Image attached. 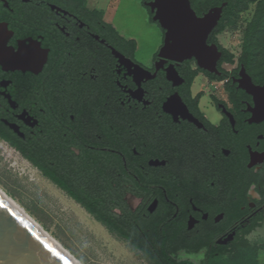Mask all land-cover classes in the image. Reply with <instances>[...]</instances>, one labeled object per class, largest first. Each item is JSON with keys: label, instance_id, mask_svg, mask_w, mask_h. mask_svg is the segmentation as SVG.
Instances as JSON below:
<instances>
[{"label": "flooded vegetation", "instance_id": "1", "mask_svg": "<svg viewBox=\"0 0 264 264\" xmlns=\"http://www.w3.org/2000/svg\"><path fill=\"white\" fill-rule=\"evenodd\" d=\"M106 23L74 0H0L22 63L0 61V142L87 211L127 204L136 223L181 241L231 243L262 199L256 183L247 189L264 168V120L252 121L254 98L240 87L245 65L210 73L160 57L163 43L145 63ZM200 75L224 96L211 92L203 106Z\"/></svg>", "mask_w": 264, "mask_h": 264}, {"label": "rangeland", "instance_id": "2", "mask_svg": "<svg viewBox=\"0 0 264 264\" xmlns=\"http://www.w3.org/2000/svg\"><path fill=\"white\" fill-rule=\"evenodd\" d=\"M87 1V5L91 8L96 7L98 2V0ZM116 23L122 28L131 27L141 30L144 38L142 53L149 56L158 41L161 28L157 23L148 21L146 11L136 0L121 1ZM225 26V30L218 36L219 42L234 55V63L227 64L226 68L232 69L236 66L240 57L248 51L251 55L252 69L257 71L263 69L264 0H243L240 8L226 21ZM222 86L223 84L210 85L200 75L195 81L194 90L202 91L201 93L204 94L202 104L206 106L209 93L215 92L220 97L224 96ZM256 185V192L254 191L253 194L257 199H260V196L262 199L257 202L258 206L252 212L264 213L263 177L257 178ZM0 188L82 264H154L143 251L136 249L128 240L110 230L93 214L78 206L71 197L60 193L52 181L44 177L34 165L15 149L1 142ZM247 223L249 220L239 223L237 232ZM262 223L263 226L244 236L246 242L257 250L254 258L257 264H264V221ZM233 225L234 223L230 224L226 231L231 230ZM216 239L218 237H208L201 241L206 247L199 251L181 248L174 255L181 260L207 264L209 250L217 245ZM227 239L230 241L229 236ZM231 243L225 250L222 262L227 261V258L236 252V245Z\"/></svg>", "mask_w": 264, "mask_h": 264}, {"label": "water", "instance_id": "3", "mask_svg": "<svg viewBox=\"0 0 264 264\" xmlns=\"http://www.w3.org/2000/svg\"><path fill=\"white\" fill-rule=\"evenodd\" d=\"M145 4L153 20L165 31L160 57L177 61L196 59L202 69L221 74L218 65L223 52L217 43L209 42V36L219 24L227 2L211 7L202 15H198L191 0H151ZM17 57L8 46V35L0 27V61L21 67ZM173 71L169 70L170 78L175 76ZM241 77L240 87L254 98L252 121L261 122L264 120V84L255 83L245 66ZM225 111L235 123L233 115ZM0 205H3L0 207V264H74L1 196Z\"/></svg>", "mask_w": 264, "mask_h": 264}, {"label": "trees", "instance_id": "4", "mask_svg": "<svg viewBox=\"0 0 264 264\" xmlns=\"http://www.w3.org/2000/svg\"><path fill=\"white\" fill-rule=\"evenodd\" d=\"M74 1L84 10L97 13L100 15V18L103 19V12L98 9L89 8L86 0ZM146 1L147 0H141L143 6L149 12L150 21L156 23L152 18L153 14L151 13L150 8L145 4ZM191 1L193 8L196 10L198 15H202L213 6H219L224 2H227L219 24L209 36V42L217 43L220 50L223 52V56L218 65L220 69H222V64L225 62L234 63L233 53L220 44L218 36L225 30L226 21L235 15L243 0ZM106 24L113 28L111 24ZM162 31L163 33L165 32L164 29H162ZM130 43H132L135 48L136 41L132 40ZM239 61L245 65L255 83L264 84V68L259 71L252 69L251 55L248 51H245ZM229 76L230 73L225 71L221 78H229ZM250 175L251 178L247 184V189H249L253 183H256L259 176L264 179V168L259 173H255L251 170ZM89 212L99 221L104 223L110 230L118 233L121 237L128 240L136 249L143 251L144 254L154 262V264H196L191 260L178 259L175 257L174 253L181 248L188 249L189 251H199L206 247L203 242L198 240L194 242L181 241L176 236L168 235L163 229H161L160 226L153 225L152 223H136L137 220L135 213L127 204L122 213L95 212L91 210ZM243 214L244 212H238V216H242ZM263 221L264 213L262 212L252 216L250 222L244 225L240 231L237 232L234 241L231 243L236 245L237 249L236 252H234L235 254H231L232 256H229L227 261L222 262L221 260L225 256V250L229 248V245L217 244L215 248H211L209 250L207 264H257L254 259L257 250L246 242L244 236L260 226ZM230 224L233 223H229V225ZM213 238H216V236Z\"/></svg>", "mask_w": 264, "mask_h": 264}, {"label": "crops", "instance_id": "5", "mask_svg": "<svg viewBox=\"0 0 264 264\" xmlns=\"http://www.w3.org/2000/svg\"><path fill=\"white\" fill-rule=\"evenodd\" d=\"M87 1V0H86ZM122 0H98L96 7L91 8V9H98L103 12L104 15V20L111 24L122 36H124L127 39H133L136 41V58L140 61H143L145 63H149L152 59L154 54L158 51L159 47L162 45L164 41V33L162 31V28L160 29V36L158 38L157 43L153 46L149 56L144 55L142 53L143 47H144V38H143V32L141 30H136L131 27H124L119 26L116 23V17L117 13L120 7ZM138 4H140L144 10L147 13L148 21H150V15L148 10L143 6L141 0H136ZM88 3V1H87ZM151 22V21H150ZM156 24V23H154ZM154 24H150V26H154ZM263 226V223H261L260 226H258L256 229L259 227ZM255 230V229H254Z\"/></svg>", "mask_w": 264, "mask_h": 264}, {"label": "bare ground", "instance_id": "6", "mask_svg": "<svg viewBox=\"0 0 264 264\" xmlns=\"http://www.w3.org/2000/svg\"><path fill=\"white\" fill-rule=\"evenodd\" d=\"M132 15V14H131ZM132 17V16H131ZM130 17V18H131ZM134 17V15H133ZM135 20V18H133ZM133 20V21H134ZM136 21V20H135ZM0 196L7 201L22 217H24L34 228H36L42 235H44L51 243L54 244L66 257H68L74 264H82L74 255H72L66 248H64L54 237H52L27 211L22 208L12 197H10L4 190L0 188Z\"/></svg>", "mask_w": 264, "mask_h": 264}, {"label": "snow or ice", "instance_id": "7", "mask_svg": "<svg viewBox=\"0 0 264 264\" xmlns=\"http://www.w3.org/2000/svg\"><path fill=\"white\" fill-rule=\"evenodd\" d=\"M0 207H3V205H0ZM41 243H43V241H41ZM49 251H51V249H49ZM52 254H53L54 256L57 255V253H55V252H53Z\"/></svg>", "mask_w": 264, "mask_h": 264}, {"label": "built area", "instance_id": "8", "mask_svg": "<svg viewBox=\"0 0 264 264\" xmlns=\"http://www.w3.org/2000/svg\"><path fill=\"white\" fill-rule=\"evenodd\" d=\"M229 238H230V239L233 238V234H231V235L229 236Z\"/></svg>", "mask_w": 264, "mask_h": 264}]
</instances>
